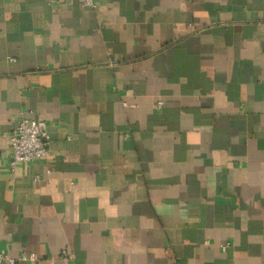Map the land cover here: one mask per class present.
I'll return each mask as SVG.
<instances>
[{
	"label": "crops",
	"instance_id": "obj_1",
	"mask_svg": "<svg viewBox=\"0 0 264 264\" xmlns=\"http://www.w3.org/2000/svg\"><path fill=\"white\" fill-rule=\"evenodd\" d=\"M0 249L264 264V0H0Z\"/></svg>",
	"mask_w": 264,
	"mask_h": 264
},
{
	"label": "built area",
	"instance_id": "obj_2",
	"mask_svg": "<svg viewBox=\"0 0 264 264\" xmlns=\"http://www.w3.org/2000/svg\"><path fill=\"white\" fill-rule=\"evenodd\" d=\"M85 9L96 7L98 0H78ZM164 105L162 101L157 103V107ZM11 144V157L8 166L14 170L17 165L28 164L37 160L47 159L50 154L48 124L43 119H33L21 117L17 120L11 134L9 135ZM229 244H222L223 250H227ZM36 252H22L18 257H13L7 249H0V264H20L23 261L35 262L39 260ZM65 259L71 258V254L63 251Z\"/></svg>",
	"mask_w": 264,
	"mask_h": 264
}]
</instances>
